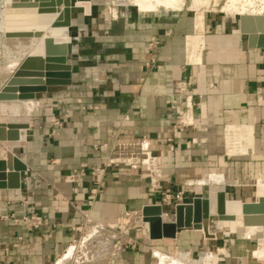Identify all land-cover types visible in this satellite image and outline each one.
I'll return each instance as SVG.
<instances>
[{
	"label": "crops",
	"instance_id": "obj_1",
	"mask_svg": "<svg viewBox=\"0 0 264 264\" xmlns=\"http://www.w3.org/2000/svg\"><path fill=\"white\" fill-rule=\"evenodd\" d=\"M73 19L68 58L73 85L42 96L38 116L26 122L30 129L24 139L8 149L28 170L21 174L20 190H0V264H53L86 214L116 221L124 210L141 211L160 204L164 193L177 191H185L192 201L202 195L192 187H221L225 173L237 177L264 167V50L248 48L237 20L201 14L193 21L165 11L129 14L115 22L74 12ZM189 36H194L195 54L205 46L200 65L188 64ZM151 38L156 39L153 52L148 48ZM152 59L155 65L147 68ZM185 95L192 98L196 126L180 132L173 101L179 96L185 108ZM231 127L252 133L230 145ZM142 142L155 158L149 160L160 175V192L152 187L151 172L143 169L146 175L138 179L122 164L107 169L105 188L93 200L90 189L100 177L92 169L103 166L119 145L138 153ZM80 171L86 176L70 177ZM256 186L264 192V175ZM33 215L41 220L38 228L24 221ZM249 241L241 244L253 254ZM205 242L198 232L148 241L156 249L170 244L178 251L198 249Z\"/></svg>",
	"mask_w": 264,
	"mask_h": 264
},
{
	"label": "water",
	"instance_id": "obj_2",
	"mask_svg": "<svg viewBox=\"0 0 264 264\" xmlns=\"http://www.w3.org/2000/svg\"><path fill=\"white\" fill-rule=\"evenodd\" d=\"M91 0H12L13 8H38L40 14L55 13L61 6L63 10L53 23V28L73 27L72 18L75 10H79L78 2ZM3 0H0V26L3 21ZM91 5V13L93 7ZM85 15V17L91 16ZM240 33L247 37L249 49L264 50V16L244 15L238 17ZM1 33V32H0ZM5 37L38 38L39 43L28 56L21 59V65L11 76L0 82V101L37 100L47 95L54 88L70 87L73 85V66L68 63L71 55V44H57L52 38L42 39V31L7 32ZM72 37V36H71ZM187 38L188 64H202V54L205 46L192 48V39ZM72 43V42H71ZM17 56L5 55L7 64ZM30 129L28 124L2 123L0 124V142L11 144L21 141V131ZM28 170L27 165L12 151H7L6 159L0 160V190H20L21 174ZM143 221L148 225L149 241L176 240L183 232L202 231L205 239L216 240L210 233L214 220L221 217L242 215L246 226L264 225V196L259 195V188H255V200L243 203L230 197L228 192L209 191L207 196H197L185 205L177 206L171 221L163 220L164 210L160 205H146L142 208ZM264 238V232L262 233Z\"/></svg>",
	"mask_w": 264,
	"mask_h": 264
},
{
	"label": "rangeland",
	"instance_id": "obj_3",
	"mask_svg": "<svg viewBox=\"0 0 264 264\" xmlns=\"http://www.w3.org/2000/svg\"><path fill=\"white\" fill-rule=\"evenodd\" d=\"M209 1H207L206 4H209ZM219 1L221 0H218L217 3H219ZM237 1L238 2H235V5L239 6L238 3L241 4L242 0H237ZM99 2H101V4ZM7 3L8 0H3V5H4L3 10L5 9H7V11L9 10V8H7ZM106 3L107 2H104L103 0L96 2L95 5L97 6L93 7L91 16H88V18L98 19L101 21L115 22L120 19H124V17L128 16L129 14L131 16L139 15L137 10L134 9L133 7H126V10L123 14L121 13L120 10L118 9L116 10L115 6L121 3L120 0H112L111 3H107L109 5H107ZM84 4H85L84 2H79L78 8L80 9L74 11L75 13L82 12L83 17L85 16V10L86 7L88 6V2L86 6ZM191 4H192V0H185V6L180 11H171V10L168 11L165 9H161L158 12L165 11L174 14L183 13L185 15H188V17L193 21L197 15H201V14H205L206 18L207 16L214 15L218 17L233 18L237 21L239 16H244L245 14L253 16L254 14H256V13L250 14V11H248L247 13L239 14L238 16H233L235 10L222 11L221 9H219L221 7L220 4L216 5L214 3V5L216 6V8L214 9L215 11L212 10L210 7L211 5L214 6L211 2H210L211 5L209 4L210 6L209 5L206 6L205 4L202 5L200 9L197 8L193 9V6L191 7ZM186 6H189V8ZM108 7L109 9H111L110 11L106 10L108 9ZM206 7H210L211 11L209 8ZM229 12H231L233 15H231V13ZM141 14L147 15L153 13H141ZM257 16H263V15L262 13H260ZM73 22L74 19L72 18V24ZM72 32H74V30L71 29L70 30L71 36H72ZM71 42L67 44L70 45ZM5 43H6L5 35L1 32L0 33V67L4 65V62L6 61L5 55L7 51L9 52ZM9 54L10 56H17L14 53L9 52ZM23 58L24 57L17 60L18 66L15 67L13 72H15L20 67L21 59ZM6 78L7 75L0 76V82ZM36 103L37 104L35 105L33 110L25 109L23 112L20 113L12 112L10 114H4V115L2 112H0V123L24 124L25 122H29L32 118H36L39 114L40 111L39 101L36 100ZM6 145L10 146L9 148H13V145L11 144L6 143ZM7 151L5 152L4 156H6ZM227 157L233 158L240 156L227 155ZM4 159H6V157H4ZM259 168H257L255 172L253 171L252 174H242L237 177L234 176L232 177L226 173L225 174L222 173L224 174L225 185L221 187H219L218 185L217 186L213 185L206 189L204 188L196 189L193 187L190 189L191 191L193 190L199 192L200 194H202L201 196H207L210 190L216 191V190L224 189L226 192H228V194L232 199L240 200L239 198H241L242 199L241 201L243 203L253 202L255 197V188L258 183V180L261 179L264 175V167L259 166ZM134 174L135 176L138 177V179H143L146 175V172L140 169L139 172H136ZM142 182H144V180H142ZM37 218L39 217L36 215L28 217L29 221L27 222V224L31 225L32 228H35L36 225H38ZM144 224L145 222L143 221L142 211H132L128 209L124 210L121 213H119L116 221H97L95 219H92L88 214H86L84 222L80 226L76 227V237L70 243V245H68L66 250L60 256L54 259L53 264H160V263L164 264L165 262L166 264H172L171 263L172 260L173 263L175 262L174 264H177V262H179L178 264H186L185 263L186 260L184 261L183 259L185 253L186 254L188 253L189 258L191 260H195L194 263H196V261L201 260V257L205 254V252L206 253L209 252L207 254H212V253L217 254L219 259L217 264H258V263L264 264V258L260 259L255 257V255L252 254V251L248 252V250L245 249L244 244H241V242L245 241L243 234L235 233L229 236L218 234L216 240H207L205 239L203 232L198 231V233L201 232L200 234L203 236L204 240L206 241L203 244V246L199 247L198 249H192V250L187 249L185 251H178L175 246L167 244V245H163V247L161 246L163 250L162 249L159 250L156 249V247H154L153 245L148 243L149 241L148 230L146 229ZM191 232H197V231H191ZM263 239L264 238L262 236V233H259L256 236H254L251 241H249L251 243L254 252L255 250L258 249L257 246L261 244V240ZM220 250H223L225 252L221 253ZM157 251L164 254L162 255L163 257L162 261H159V258L156 255ZM174 256L178 261L177 260L174 261L175 260L173 258ZM252 256L253 258H256L258 260L253 259ZM179 259L182 260L180 261Z\"/></svg>",
	"mask_w": 264,
	"mask_h": 264
},
{
	"label": "bare ground",
	"instance_id": "obj_4",
	"mask_svg": "<svg viewBox=\"0 0 264 264\" xmlns=\"http://www.w3.org/2000/svg\"><path fill=\"white\" fill-rule=\"evenodd\" d=\"M98 1H101V0H91L90 2H88V6L86 7V10H85V15H89L91 13V5L92 4L95 5L96 2H98ZM103 1L107 2V3L112 2V0H103ZM207 1H209V0H192L191 7L193 6V9H196V8L200 9V7L202 5H205L207 3ZM221 1H219V3H217L218 0H213V2H212V0H210L209 4L211 2L213 5H214V3L216 5H219L221 2V4H220L221 7L219 6L220 7L219 9H221L222 11H229V10L234 11L235 10L234 15L231 12H229L233 16H238L239 14H244V13H247L248 11H250V14L256 13L253 16H255V15L257 16L260 13H262V15L264 16V0H242V3L240 2L241 4L238 3L239 6L235 5V2H238L237 0H221ZM11 2H12V0H8V3H7V8H9V10L7 11V9H5L2 11L3 21H2V24L0 26V31L4 35H5V33L12 32V31H17V32H25V31H32L33 32L34 31L35 32L37 30H41L42 35H43L42 39L50 37L57 44H67V43H70L71 41H73V38L68 34L67 28H63V27L53 28V23L56 22V20L60 16V12L63 10V6H61L59 8V10H57V12H55V13L40 14L38 8H13L11 6ZM120 2L121 3L116 5L115 8H116V10L117 9L120 10L122 14L125 12L126 7H133L134 9L137 10L138 13H156L161 9H165L168 11H170V10L171 11H180L185 6V0H120ZM84 3H85L84 5L86 6L87 2H84ZM99 3L101 4V2H99ZM209 4H206V6ZM78 5H79V2L77 3V6ZM107 5H109V4H107ZM186 7L189 8V6H186ZM210 7L212 10H214L216 8L215 5L214 6L211 5ZM210 7H206V8L210 9ZM204 9H205V7H204ZM211 9H210V11H211ZM106 10L110 11L111 9H109V7H108V9H106ZM113 10H114V8H113ZM116 10H115V12H116ZM202 10H203V7H202ZM115 14H117V13H115ZM5 38H6L5 44L9 50V52L16 54L17 57L10 60L7 64H4L3 66L0 67V76L7 75V77H11L17 71L16 70L15 72H13L15 67L18 66L17 60H19L22 57L28 56L29 53L32 51V49L39 43L40 39L35 38V37H33V38H19V37L7 38V37H5ZM36 104H37L36 100H31V99L30 100H23V101H0V112H2L3 115L4 114H10L12 112L20 113V112H23L25 109L33 110ZM0 124H2V123H0ZM14 124H16V123H14ZM24 124H28V123L25 122ZM240 128L241 127H239V129ZM239 129L237 127L229 128V130H228L229 139H227V140H229L230 145L231 144L236 145V144H234L235 142H237L235 140L236 139L239 140L241 137L243 138L246 135L245 133L248 131L247 132V134H248L250 131V130H246V129H243V130L240 129L241 130L240 131ZM251 130H252V128H251ZM24 133H25V130H22L21 131V136H22L21 140H23L25 137ZM248 136L249 135H247V137ZM247 141H250V140H247ZM6 143L11 144L9 142H0V160H5L4 157H6V156H4V154L8 150V148L10 147V146L6 145ZM241 143H240V145H241ZM244 143H248L251 145V143H249V142H244ZM253 143H254V141H253ZM233 145L231 147H233ZM245 145H247V144H245ZM235 147H237V146H235ZM229 149H231V148H229ZM236 150H237V148H236ZM244 150H246V149H244ZM229 151H231V150H229ZM233 151H234V149H233ZM246 152H244V153H246ZM228 153H230V152H228ZM238 155H239V153H238ZM146 163L148 164L150 169H151V167L152 168L155 167V164H154L155 162L151 163L150 160H147ZM200 179H201V177H200ZM207 179H209V178H207ZM219 180H220V178H219ZM190 182H192V181H190ZM196 182H197V180H196ZM263 193L264 192H263L262 188H259V195L264 196ZM162 217H163V220L166 222L171 221V218L164 215V213H163ZM213 222H214V225L210 228V233L212 235H215L216 237L218 236V234H223V235L229 236V235L238 233V234H243L245 240H252V238L254 236H256L259 233L264 232V225L263 224L246 226L244 216L239 215V214L236 216H233V217H221L217 220H214ZM141 224H142V222H141ZM144 226L148 230V225L146 223L144 224ZM220 252L222 253L225 251L220 250ZM207 253H209V252H207ZM207 253L205 252V254L201 257V260L196 261V263H194L195 260H191L189 258L188 253L187 254L185 253L184 258H183V256H182V258L184 259V261L186 260V262H185L186 264H217V262L219 261L217 254H214V253L207 254ZM86 254H87V252H86ZM156 255L159 258V261H162V258H163L162 255H164V254L157 251ZM253 255H255V257L260 258V259L264 258V239L261 240V244H259L258 249L255 250V252H253ZM173 258L175 259L174 261L177 260L175 258V256ZM171 263L174 264L175 262L173 263V260H172ZM178 263L179 262H177V264ZM160 264H162V263H160ZM164 264H166V262Z\"/></svg>",
	"mask_w": 264,
	"mask_h": 264
},
{
	"label": "built area",
	"instance_id": "obj_5",
	"mask_svg": "<svg viewBox=\"0 0 264 264\" xmlns=\"http://www.w3.org/2000/svg\"><path fill=\"white\" fill-rule=\"evenodd\" d=\"M155 43H156V39L151 38L149 45H148V48L151 52L154 51ZM154 65H155V60L152 59L149 63H147L146 67L152 68ZM173 104L177 105V113H178L175 128L178 131L183 132L184 130L195 127L196 121H195V118L192 112V98L188 95H185V108L180 107L181 102H180L179 96L173 101ZM52 122L54 123V125L58 127L60 126V123L57 121L56 118H53ZM193 142L196 143V141H193ZM138 147H139L138 153L137 152L129 153V152H125L126 147L124 145L123 146L119 145L118 149L115 152L116 154L107 158L103 166L95 167L92 169V172L100 177L96 185H94L90 189V193H91L93 200L98 195H100L105 188L104 176L106 174L107 169H109L110 167L119 166L122 164L129 165L131 168V172L133 174L136 172H139L140 169L142 170L145 169L146 171L151 172V174L154 176L153 178H151L152 187L154 188L156 192H160L161 190L160 185H159L160 175L159 173H156L155 170L150 169L148 164L146 163L147 160H149L150 157H152L151 151L149 149V145L148 143L142 142L138 144ZM169 147L171 150H173L172 144H170ZM95 149L98 150V147H95ZM153 161H155V158H153ZM85 176H86V173L83 171H80V172L73 173L70 177L72 179H80ZM187 186H192V185L190 183ZM190 202L191 201L188 200V196L185 191H177L175 193H164L162 197V202L157 205H160L162 208L170 207L174 210L177 206L185 205ZM164 213L165 215H167V217H171L172 215V213H166V212ZM37 220H38V225H36L35 228H38L42 224L40 218H37ZM24 221L28 222L29 219L24 218Z\"/></svg>",
	"mask_w": 264,
	"mask_h": 264
}]
</instances>
